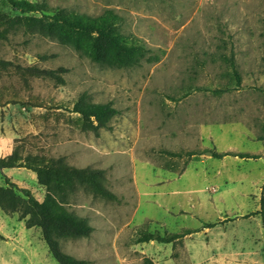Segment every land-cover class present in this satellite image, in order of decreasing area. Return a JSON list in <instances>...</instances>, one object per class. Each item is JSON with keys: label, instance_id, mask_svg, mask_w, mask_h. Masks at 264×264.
<instances>
[{"label": "rangeland", "instance_id": "obj_1", "mask_svg": "<svg viewBox=\"0 0 264 264\" xmlns=\"http://www.w3.org/2000/svg\"><path fill=\"white\" fill-rule=\"evenodd\" d=\"M28 1L94 17L113 10L121 35L159 57L110 68L23 33L0 48L5 59L67 70L64 84L36 79L31 90L0 78V91L44 104L0 107V139L12 150L20 140L27 151L104 170L118 198L79 190L68 209L93 232L62 249L90 264H264V0ZM0 12L10 9L0 2ZM82 95L119 111L109 128H79L67 108ZM5 177L44 199L31 170H0V185ZM142 230L192 233L170 244L140 243ZM40 231L0 209V264H57Z\"/></svg>", "mask_w": 264, "mask_h": 264}, {"label": "trees", "instance_id": "obj_2", "mask_svg": "<svg viewBox=\"0 0 264 264\" xmlns=\"http://www.w3.org/2000/svg\"><path fill=\"white\" fill-rule=\"evenodd\" d=\"M10 12H0V48L19 33L26 36H39L55 39L72 47L90 61L110 68H130L143 62L153 63L159 60L157 55L147 48L138 38H124L119 31L121 17L113 10H106L99 16L83 13H70L53 10L43 3L28 0H0ZM43 58V57H42ZM234 66V63L231 62ZM66 69H51L38 64H22L0 57V78L16 79L26 90H31V83L36 79H48L64 84ZM237 82L240 77L236 73ZM19 104L24 108L42 107L34 97L26 98L18 91L12 93L0 91V107ZM65 108L62 104L54 109ZM70 113L76 114V122L83 132L98 134L109 128L112 119L119 113L112 103H93L85 95L78 98ZM15 141L12 152L0 158V170L25 168L34 172L40 186L45 189L42 201L28 189H20L10 178L5 177L6 185H0V209L6 214H18L25 221L28 229L38 227L49 253L57 264H90L78 259L62 249V242L89 237L92 226L83 218L72 213L68 208L79 190H84L105 200L116 201L117 196L107 187L106 173L102 169L71 166L65 156L49 157L41 152L25 150L23 144ZM179 155V154H172ZM223 158L229 153L213 154ZM241 158H251L248 154H234ZM256 158V157H254ZM264 225V196L262 198ZM216 224H208L212 228ZM192 233L186 230L178 234L160 235L140 231L138 242L156 241L170 244Z\"/></svg>", "mask_w": 264, "mask_h": 264}, {"label": "crops", "instance_id": "obj_3", "mask_svg": "<svg viewBox=\"0 0 264 264\" xmlns=\"http://www.w3.org/2000/svg\"><path fill=\"white\" fill-rule=\"evenodd\" d=\"M12 152V145L8 138L0 139V158L9 155ZM243 264H246L244 261Z\"/></svg>", "mask_w": 264, "mask_h": 264}]
</instances>
